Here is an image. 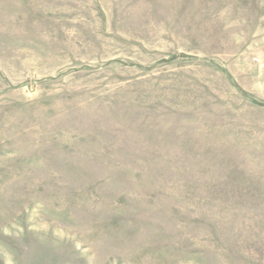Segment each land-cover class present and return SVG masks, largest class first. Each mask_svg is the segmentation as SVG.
<instances>
[{"label":"rangeland","instance_id":"obj_1","mask_svg":"<svg viewBox=\"0 0 264 264\" xmlns=\"http://www.w3.org/2000/svg\"><path fill=\"white\" fill-rule=\"evenodd\" d=\"M0 264H264V0H0Z\"/></svg>","mask_w":264,"mask_h":264}]
</instances>
